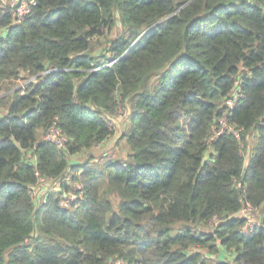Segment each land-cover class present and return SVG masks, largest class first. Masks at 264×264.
<instances>
[{
  "label": "trees",
  "instance_id": "obj_1",
  "mask_svg": "<svg viewBox=\"0 0 264 264\" xmlns=\"http://www.w3.org/2000/svg\"><path fill=\"white\" fill-rule=\"evenodd\" d=\"M15 9L0 93L30 82L0 116V264H264V0ZM127 110V157L95 159ZM41 182L59 190L39 198Z\"/></svg>",
  "mask_w": 264,
  "mask_h": 264
},
{
  "label": "rangeland",
  "instance_id": "obj_2",
  "mask_svg": "<svg viewBox=\"0 0 264 264\" xmlns=\"http://www.w3.org/2000/svg\"><path fill=\"white\" fill-rule=\"evenodd\" d=\"M20 3V0H0V9H4L8 6L16 7ZM118 25V24H117ZM116 31V30H115ZM115 31L113 33H115ZM105 38H108V36H105L103 38H99L95 41L94 50L95 54H105V57H108L107 52L104 51L105 47ZM108 59V58H107ZM30 82V80H26L25 78H22L16 82H13L12 84H9L8 87L3 90L0 93V116L4 113L5 107L4 105L9 102V97L14 91H20L24 92L26 85ZM128 118H129V111L126 112H120L116 117L113 118V134L112 136L105 141L100 146H97L94 148L90 154L91 156L95 157V159H99L104 157V159H121L124 160L127 157V148L125 146V141L121 140L122 134L126 131L128 126ZM91 156L87 154H80L78 156H73L71 159L72 164H82L85 160L91 159ZM65 183L68 185L69 188H71V193L73 191L79 190V183H75L74 181L70 180V177H67L65 179ZM50 190H59L58 183L52 182V183H43L41 182L40 185L37 186V188L34 189V194L39 195V198L45 195L46 191ZM63 194L64 196H68L69 199L72 200L75 199L72 194ZM72 195V196H71Z\"/></svg>",
  "mask_w": 264,
  "mask_h": 264
},
{
  "label": "built area",
  "instance_id": "obj_3",
  "mask_svg": "<svg viewBox=\"0 0 264 264\" xmlns=\"http://www.w3.org/2000/svg\"><path fill=\"white\" fill-rule=\"evenodd\" d=\"M32 5V0H20V3L15 7V18L18 20L17 23L21 22L23 20V17L29 12V6ZM14 7V6H13ZM233 100H230L227 105L229 108L233 106ZM109 127H112V124L109 123ZM235 134V133H234ZM45 140L52 142L56 145L57 148L62 147L64 143V139H62L58 133V131L52 127L47 135L45 136ZM72 200V199H71ZM253 212L251 209H244L240 216L246 217L248 219V223L246 227L243 229L244 235L247 234L249 229L253 226Z\"/></svg>",
  "mask_w": 264,
  "mask_h": 264
}]
</instances>
